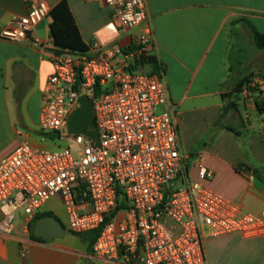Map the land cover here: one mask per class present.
Masks as SVG:
<instances>
[{"label": "built area", "instance_id": "1", "mask_svg": "<svg viewBox=\"0 0 264 264\" xmlns=\"http://www.w3.org/2000/svg\"><path fill=\"white\" fill-rule=\"evenodd\" d=\"M97 1L111 11L110 32L136 28L148 19L145 0ZM27 5V14L12 19L0 37L42 48L36 28L49 7L44 0H27ZM54 47L39 130L64 146L46 150L22 143L0 161V254L18 216L32 221L55 197L61 200L68 232L100 230L93 255L109 262L208 264V236H264V215L243 213L204 185L211 173L202 159L192 180L162 72L134 69L154 47L149 24L127 53L118 45H97L89 52ZM245 92L249 95V89ZM81 96L93 102L98 145L67 131ZM248 103L254 105L250 98ZM121 201L124 208H118ZM28 232L25 224L23 234Z\"/></svg>", "mask_w": 264, "mask_h": 264}, {"label": "crops", "instance_id": "2", "mask_svg": "<svg viewBox=\"0 0 264 264\" xmlns=\"http://www.w3.org/2000/svg\"><path fill=\"white\" fill-rule=\"evenodd\" d=\"M44 1L49 13L36 28L42 48L0 37V161L22 143L54 150V140L46 143L49 139L39 130L42 90L57 51L50 42L53 36L59 44L85 52L97 45L127 49L134 48L149 24L154 47L134 69L162 72L174 107L179 148L188 157L192 180H197L195 166L202 159L211 173L206 187L243 213L264 215V116L248 103L249 98L264 99V51L255 47L243 23H235L243 19L264 32V0H145L147 21L117 33L106 29L111 11L101 1ZM27 11V0H0V33ZM251 74L249 95L245 88L237 95L238 109L222 117L228 101L223 96ZM34 134L38 139H32ZM48 202L34 218L48 214L66 234L47 242L34 239L33 220L19 215L0 264H124L96 258L94 243L68 232L65 212ZM25 224L28 235L23 234ZM205 249L208 264H264L263 235L208 236Z\"/></svg>", "mask_w": 264, "mask_h": 264}, {"label": "water", "instance_id": "3", "mask_svg": "<svg viewBox=\"0 0 264 264\" xmlns=\"http://www.w3.org/2000/svg\"><path fill=\"white\" fill-rule=\"evenodd\" d=\"M79 107L74 110L67 120V131L70 134H79L99 144V137L94 122L93 102L87 96L78 99ZM66 234V229L55 218L39 219L33 228V236L42 241H50Z\"/></svg>", "mask_w": 264, "mask_h": 264}, {"label": "trees", "instance_id": "4", "mask_svg": "<svg viewBox=\"0 0 264 264\" xmlns=\"http://www.w3.org/2000/svg\"><path fill=\"white\" fill-rule=\"evenodd\" d=\"M235 23H243L252 33V37H253V42H254V45L257 49L259 50H262L264 51V32H258L248 21L246 20H239V21H236ZM53 40H54V44L59 47V48H67L71 51H74V52H85L84 50H80V49H75L73 47H66V46H63L61 44H59L56 40V38L53 36L52 37ZM133 48L132 47H129L127 49H124V52H130L132 51ZM143 61V60H141ZM141 61H138L136 63H139ZM254 79V75L251 74L245 78H243L237 85L236 87L234 88L233 92L231 94H227V95H224L223 97L228 99L224 109H223V113H222V117H223V114L229 110H237L238 109V100H237V95L242 93V91L245 89V88H248L249 89V85L252 83ZM263 80H264V77H263ZM253 91V90H252ZM99 92V91H97ZM234 96V97H233ZM254 106L257 110V112L260 114V115H263L264 116V99H256L255 102H254ZM221 122V120H220ZM236 134L239 135V133H237L236 131H234ZM42 136H44L45 138L49 139V140H54V135L53 134H42ZM125 207V203L123 201L120 202V205L118 208H124ZM49 215L48 214H41V215H38L36 216L31 225H30V228L31 230L33 229V226L34 224L39 220V219H42V218H45V217H48ZM100 230L97 229V230H93L91 232H88L82 236H85L87 240H89L91 243H94L98 234H99ZM34 239H36L34 236H32Z\"/></svg>", "mask_w": 264, "mask_h": 264}, {"label": "rangeland", "instance_id": "5", "mask_svg": "<svg viewBox=\"0 0 264 264\" xmlns=\"http://www.w3.org/2000/svg\"><path fill=\"white\" fill-rule=\"evenodd\" d=\"M161 110H162L161 107H159L157 109V112L160 113ZM31 137H32V139H38V138H36L35 134L34 135H31ZM46 143L52 144L50 142V140H47ZM62 146H64V143H61V142H58V141H55L54 140V150L57 149V148H59V147H62ZM48 204L50 205V207L54 208V210H61V209H63L62 204H61V200H60V198L58 199V197H55V198L51 199L48 202ZM63 211H64V209H63Z\"/></svg>", "mask_w": 264, "mask_h": 264}]
</instances>
